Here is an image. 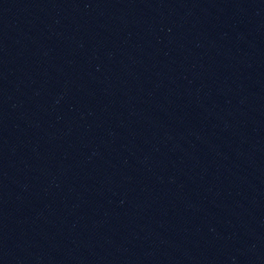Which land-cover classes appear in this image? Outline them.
Returning <instances> with one entry per match:
<instances>
[{
	"label": "water",
	"instance_id": "95a60500",
	"mask_svg": "<svg viewBox=\"0 0 264 264\" xmlns=\"http://www.w3.org/2000/svg\"><path fill=\"white\" fill-rule=\"evenodd\" d=\"M0 201L101 264H264V0H0Z\"/></svg>",
	"mask_w": 264,
	"mask_h": 264
}]
</instances>
